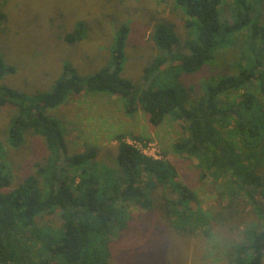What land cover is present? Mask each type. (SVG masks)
Instances as JSON below:
<instances>
[{
  "label": "trees",
  "instance_id": "trees-1",
  "mask_svg": "<svg viewBox=\"0 0 264 264\" xmlns=\"http://www.w3.org/2000/svg\"><path fill=\"white\" fill-rule=\"evenodd\" d=\"M225 1L174 0L186 16L188 37L182 43L170 24L161 21L155 26L151 37L160 55L144 70L140 87L121 76L129 24L119 29L110 47L112 62L97 73L82 76L65 62L49 92L30 95L0 84V112L7 106L15 109L7 130L10 146L19 149L31 133L44 140L47 150L43 161L35 164V173L10 190L12 166L0 142V264H111L112 231L127 230L124 211L129 206L154 207L150 191L156 182L177 195L176 202H168L167 229L181 236L210 237L214 221L234 218L235 203L246 202L257 222L248 225L243 240L230 248L226 264L264 263V20L259 0H237L230 19H223ZM241 34L237 74L204 82L205 93L196 103L184 96V104L194 102L184 107L178 89L161 80L163 73L172 72L181 88L182 75L214 63ZM85 35L80 22L65 41L78 43ZM168 60L170 67L161 71ZM16 72L0 57V81ZM238 92H243L240 100L230 98ZM84 93L120 97L128 114L142 109L155 128L167 118L181 122L188 136L172 145L173 152L195 158L203 179L221 183L220 196L229 200L228 208L215 219L203 207L192 210L190 204H198L199 198L178 180L176 167L164 156L156 160L143 155L127 143L125 134L115 137L117 169H93L94 151L69 155L59 121L48 112ZM229 119L234 125L224 127ZM56 214L61 225L54 228L47 217Z\"/></svg>",
  "mask_w": 264,
  "mask_h": 264
},
{
  "label": "rangeland",
  "instance_id": "rangeland-1",
  "mask_svg": "<svg viewBox=\"0 0 264 264\" xmlns=\"http://www.w3.org/2000/svg\"><path fill=\"white\" fill-rule=\"evenodd\" d=\"M259 4L264 20V0H259ZM235 6L237 0H226L221 8L222 18L230 19ZM185 19L174 0H0V57L17 71L3 78L0 84L30 95L49 92L62 75L65 62L71 63L82 76L97 73L112 62L110 47L119 29L129 24L121 76L140 87L144 70L160 55L151 37L155 26L161 21L170 24L183 43L188 37ZM80 22L86 28L85 39L68 44L65 36ZM237 38L236 45L221 50L214 63L195 74L182 75L181 88L173 82L172 72L163 71L170 67V60L160 66L164 72L161 80L178 89L184 107L191 108L196 103L194 100L205 93L204 82L219 75L237 74L244 36ZM242 93H234L230 98L240 100ZM187 95L194 102L184 104ZM228 110L232 111L231 107ZM50 111L49 116L59 121L64 132L69 155L95 152L91 161L93 169L118 168L115 137L125 134L127 141L154 144L160 158L166 157L176 167L178 180L199 198L198 204H190L192 210L203 207L215 219L228 208L229 200L220 196L221 183L203 179L195 158L173 152L172 145L188 136L181 122L167 118L155 128L142 109L128 114L120 97L99 93L74 96L65 105ZM14 115L15 109L11 106L0 112V142L8 151L13 173L10 190L34 174L35 164L47 156L44 140L31 133L19 149L10 146L7 130ZM228 121L224 127L231 128L234 121ZM143 181H147L146 177ZM156 183L157 187L150 191L154 207L145 210L139 205L129 206L124 211L127 230L112 231L111 264H226L230 248L243 240L248 225L257 222L250 206L241 200L234 205V218L214 221L210 237L202 233L192 236L171 233L167 229L171 223L168 202H176L177 195ZM47 220L54 228L61 225L58 214L48 216ZM160 227L166 228V232L160 231Z\"/></svg>",
  "mask_w": 264,
  "mask_h": 264
},
{
  "label": "built area",
  "instance_id": "built-area-1",
  "mask_svg": "<svg viewBox=\"0 0 264 264\" xmlns=\"http://www.w3.org/2000/svg\"><path fill=\"white\" fill-rule=\"evenodd\" d=\"M130 145L138 149L143 155L159 160L161 159L158 153L156 152V148L154 144H147V145H142L137 142H130L129 140L127 141Z\"/></svg>",
  "mask_w": 264,
  "mask_h": 264
}]
</instances>
